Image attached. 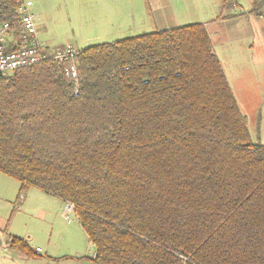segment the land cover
I'll return each instance as SVG.
<instances>
[{
  "label": "trees",
  "instance_id": "1",
  "mask_svg": "<svg viewBox=\"0 0 264 264\" xmlns=\"http://www.w3.org/2000/svg\"><path fill=\"white\" fill-rule=\"evenodd\" d=\"M251 1L262 15L264 0ZM20 3L0 0L16 42ZM76 64L77 94L67 62L0 80V172L19 196L72 203L95 264H264V144L204 24L89 46Z\"/></svg>",
  "mask_w": 264,
  "mask_h": 264
},
{
  "label": "crops",
  "instance_id": "2",
  "mask_svg": "<svg viewBox=\"0 0 264 264\" xmlns=\"http://www.w3.org/2000/svg\"><path fill=\"white\" fill-rule=\"evenodd\" d=\"M25 1L30 3L31 13L32 3L30 0ZM239 1L236 0L238 5L234 9L231 10L228 2L226 10H222L223 0H143L146 17H142V22L146 29L154 32L192 23L204 24L238 108L245 111L247 108L255 109L254 104L260 98L264 101V3L259 9L262 15H257L251 0H245L243 5ZM32 15L38 36L37 21ZM4 41L12 44V34L6 36ZM259 110L264 111V104ZM262 120L264 122V117H261ZM20 188L19 181L0 172V264H59L65 260H71L73 264H95L94 254L92 257H77L79 254L52 256L48 254L49 243L44 244L43 254V242L38 241L32 231V227L38 230L32 222L43 223V213L46 212L43 211V192L29 188L19 196ZM48 196L52 199H46L45 205L61 211L65 202ZM64 217L69 222L65 212ZM78 226L81 228L79 223ZM37 233L39 235L40 231ZM84 235L87 239L85 232ZM9 237L23 239L33 251L40 249L35 253L42 258L29 259L14 250L9 246Z\"/></svg>",
  "mask_w": 264,
  "mask_h": 264
},
{
  "label": "rangeland",
  "instance_id": "3",
  "mask_svg": "<svg viewBox=\"0 0 264 264\" xmlns=\"http://www.w3.org/2000/svg\"><path fill=\"white\" fill-rule=\"evenodd\" d=\"M31 13L37 21L38 41L42 49L53 50L67 44L83 50L97 44L112 43L123 38L154 32L144 27L142 17L143 0H30ZM245 0L239 1L242 5ZM249 1V0H246ZM116 3V4H114ZM11 74V73H10ZM251 85L248 86L250 89ZM263 95V93H261ZM264 101H256L255 109L241 111L247 117V127L252 143L264 144V111L259 108ZM46 199H52L43 193V223L32 222L38 241L49 243L48 254L56 257L89 256L94 254L84 232L78 226L74 212L69 215V222L64 217V206L61 211L45 205ZM33 213V211H31ZM24 227V224H23ZM37 231H40L38 235ZM41 247V246H40ZM88 254V255H87ZM59 264H73L71 260Z\"/></svg>",
  "mask_w": 264,
  "mask_h": 264
},
{
  "label": "built area",
  "instance_id": "4",
  "mask_svg": "<svg viewBox=\"0 0 264 264\" xmlns=\"http://www.w3.org/2000/svg\"><path fill=\"white\" fill-rule=\"evenodd\" d=\"M29 2L21 0L17 8L19 26L22 38L20 41H13L7 44L4 38L11 35V25L8 21L0 22V80L11 72L26 68L46 61L67 62L68 66L64 71L65 77L75 83V94L77 86V64L76 57L79 50L71 44L53 50L42 49L36 36V28L33 15L29 12ZM65 216L68 218L74 212V205L70 202L64 204ZM11 238H8V242ZM40 249H36L38 252ZM95 255V253H94Z\"/></svg>",
  "mask_w": 264,
  "mask_h": 264
}]
</instances>
